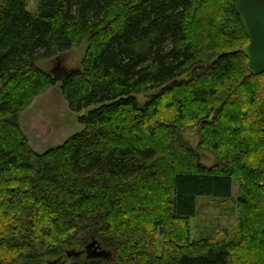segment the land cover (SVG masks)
Segmentation results:
<instances>
[{"label": "trees", "instance_id": "16d2710c", "mask_svg": "<svg viewBox=\"0 0 264 264\" xmlns=\"http://www.w3.org/2000/svg\"><path fill=\"white\" fill-rule=\"evenodd\" d=\"M28 5L0 0V264L63 259L93 239L110 259L73 264H264V74L248 69L234 0ZM85 39L64 82L39 67ZM57 84L87 110L83 129L37 153L19 114ZM190 122L216 139L214 166L182 138ZM233 179L236 228L194 239L197 198H231Z\"/></svg>", "mask_w": 264, "mask_h": 264}, {"label": "rangeland", "instance_id": "374dc122", "mask_svg": "<svg viewBox=\"0 0 264 264\" xmlns=\"http://www.w3.org/2000/svg\"><path fill=\"white\" fill-rule=\"evenodd\" d=\"M28 3V9L33 12L36 11L37 0H28ZM241 40L239 36H232L231 48L239 47ZM87 47L88 41L85 39L76 44L70 51L48 60L39 61L38 65L47 71H51L58 66L79 68ZM202 65L207 66L208 64ZM193 68L194 71H200L201 69L198 64ZM156 92L157 90H153L136 96L139 102L143 104ZM86 112L87 110L80 113L72 111L60 91L59 84H57L35 97L32 104L19 114V122L31 148L37 153H43L50 148L60 146L70 136L79 133L83 129V125L79 123L78 118ZM168 121V117L164 115L157 122L166 123ZM189 124V127L181 129L182 138L201 155V161L205 166H214L218 162L215 147L216 139L209 136L207 129L204 132L195 123L190 122ZM221 136L226 143L227 138L225 135L222 134ZM238 193L239 181L233 179L231 198L216 199L207 196L197 198V215L192 219V236L194 239L203 237L216 239L224 231L228 232L236 228L238 222V206L236 203ZM162 246L163 237L160 235L159 252L162 251ZM83 256H80V258ZM57 260V257L47 256L41 264H53ZM73 260L75 259L72 257H65L60 259L59 264H73Z\"/></svg>", "mask_w": 264, "mask_h": 264}, {"label": "water", "instance_id": "95a60500", "mask_svg": "<svg viewBox=\"0 0 264 264\" xmlns=\"http://www.w3.org/2000/svg\"><path fill=\"white\" fill-rule=\"evenodd\" d=\"M234 3L242 26L249 37V43L244 48L248 69L254 75H262L264 74V0H234ZM72 71L73 68L58 66L51 70V73L57 81L64 82ZM66 255L69 258L85 255L88 260H109L111 252L103 248L99 240L93 239L83 250H68ZM60 259L62 258L53 264H57Z\"/></svg>", "mask_w": 264, "mask_h": 264}, {"label": "flooded vegetation", "instance_id": "af4514ba", "mask_svg": "<svg viewBox=\"0 0 264 264\" xmlns=\"http://www.w3.org/2000/svg\"><path fill=\"white\" fill-rule=\"evenodd\" d=\"M60 65H61V63H60Z\"/></svg>", "mask_w": 264, "mask_h": 264}]
</instances>
